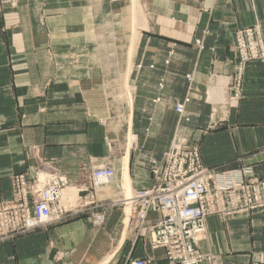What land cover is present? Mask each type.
I'll return each instance as SVG.
<instances>
[{
  "label": "crops",
  "instance_id": "crops-1",
  "mask_svg": "<svg viewBox=\"0 0 264 264\" xmlns=\"http://www.w3.org/2000/svg\"><path fill=\"white\" fill-rule=\"evenodd\" d=\"M171 2H162L165 14L154 9L152 31L140 35L132 51L126 125L124 114L113 110L108 75L116 73L119 81L127 57L123 68L112 66L87 6L77 0H0V202L12 197L13 175L34 176V146L67 176L69 187L89 185L95 166L111 164L116 171L104 189L78 192L80 202L93 201L76 209L83 213L0 243V264H170L163 250L151 249L123 223L119 207L107 209L100 228L88 215L122 198L125 172L131 191L150 187V157L159 159L174 134L197 144L207 167L251 166L264 177V60L246 65L238 98L229 90L234 31L258 24L264 39V0ZM186 97L188 120L178 125L174 106ZM129 132L135 139L128 147ZM105 139L114 146L109 149ZM157 217L150 213L148 222ZM205 224L199 252L220 264H264V211L212 215Z\"/></svg>",
  "mask_w": 264,
  "mask_h": 264
},
{
  "label": "built area",
  "instance_id": "built-area-1",
  "mask_svg": "<svg viewBox=\"0 0 264 264\" xmlns=\"http://www.w3.org/2000/svg\"><path fill=\"white\" fill-rule=\"evenodd\" d=\"M195 44L202 49L201 39ZM232 51L235 65L229 90L238 98L243 84L246 65L264 60V39L258 24L234 31ZM173 50L170 51V54ZM163 79L158 87L163 88ZM160 97L154 99L159 101ZM186 97L176 103L174 110L179 121H187ZM109 149L112 144L107 139ZM264 151V150H262ZM37 164L33 177L13 175L12 197L0 202V243L12 241L53 223L71 219L83 213L71 202L61 203L62 191L69 187L67 176L45 163L31 147ZM150 187L132 190L130 196L101 204L103 210L90 214L93 223L100 226L106 219L107 209L119 206L123 219L129 207L127 227L142 235L153 250L164 251L170 264H220L211 253L198 251V244L206 236L207 217L222 218L264 211V177L256 176L251 166L220 170L201 162L199 146L175 134L170 144L161 151L159 159L150 158ZM116 171L111 164L91 168L89 185L78 187L77 192H98L115 181ZM80 203V201H79ZM93 201L85 203L86 206ZM150 213L158 215L148 222ZM151 259H128L126 264H153Z\"/></svg>",
  "mask_w": 264,
  "mask_h": 264
},
{
  "label": "rangeland",
  "instance_id": "rangeland-1",
  "mask_svg": "<svg viewBox=\"0 0 264 264\" xmlns=\"http://www.w3.org/2000/svg\"><path fill=\"white\" fill-rule=\"evenodd\" d=\"M168 1L170 2L173 1L171 3L175 5V4H179V2H182L184 0H168ZM162 2H165V0H77V5L81 7L87 6L90 9L93 15V26H92L93 31L96 34L101 35L100 39L102 38L103 40L105 37L106 40L103 42L104 44L102 50L109 53L110 62L113 63L112 66L114 65L123 68L125 63L123 62V60L125 59L124 56L127 57V51L129 50V48L133 47L132 49H134V46L137 43V40L139 39L140 35L142 37L145 34L146 30L152 31L151 28L154 26V23H156L154 9L157 8L159 9L160 14H165L166 11L164 8H162L163 5ZM136 12L139 13L138 19H136ZM141 42L144 43L142 40ZM111 55H117L118 59L114 58V56ZM126 64H127V60H126ZM126 71L125 73L122 74V76L119 75V81H118V75H116V73L109 74L108 81L110 86V96L112 97L113 99L112 102L114 103L113 110H118L120 113L124 114V117L126 119L125 123L127 125V121L129 120V116H130L127 107V101L131 103V96L127 86L128 71L127 72ZM121 79L124 81L125 84L124 90L122 88ZM223 89L224 90L222 92V95L224 96L225 87ZM123 100L125 103L123 107L124 110H122V105H121ZM183 121L184 120L179 121L178 119V125ZM101 122L103 123V121ZM129 137H130V132L125 140L128 147L132 145V143L134 142L133 140L132 143L128 145ZM111 144L113 147L114 143L111 142ZM124 191H123L124 192L123 195H125L126 197L130 196L132 193L130 185H128V187L124 186ZM70 193L75 199L73 203L74 205H77L76 206L77 208L88 207V204L86 206H82L85 205L84 201L79 203V198H78L79 194L77 192V188L74 186H71L69 193L65 191L61 199L64 200L65 197L70 195ZM88 216L91 221V224L95 228H100L105 222L104 221L100 226H96L94 225L93 219L90 216V214ZM125 218L128 219V216L126 215ZM123 223L125 225L127 224L124 220Z\"/></svg>",
  "mask_w": 264,
  "mask_h": 264
},
{
  "label": "bare ground",
  "instance_id": "bare-ground-1",
  "mask_svg": "<svg viewBox=\"0 0 264 264\" xmlns=\"http://www.w3.org/2000/svg\"><path fill=\"white\" fill-rule=\"evenodd\" d=\"M138 17H139V13L136 12V19H138ZM132 48H133V47H130L129 50L127 51V71H128V72H129L130 63H131L130 60H131V54H132V51H133ZM127 71H126V72H127ZM128 72H127V73H128ZM223 88H224V87L219 88L217 93L222 95V92H223V90H224ZM214 91H215V89H212V92H214ZM222 96H223V95H222ZM134 139H135V138H134V135L130 133V137H129V139H128V142H129L128 145H130ZM124 174H125V180H124V184H123V185L128 187V185H130V184H129V183H130V180H129V178H128L126 172H125ZM70 189H71V186H70V187H67L66 189H64V190L62 191L61 198H62L64 192L66 191V192L69 193V192H70ZM74 200H75V199L73 198L72 194L70 193V195L67 196V197H65L64 200L61 199V203H63V204H66L67 202H71V203H73ZM125 213H126V215L128 216V214H129V208H128V207L125 208ZM124 221L127 223V218H125Z\"/></svg>",
  "mask_w": 264,
  "mask_h": 264
}]
</instances>
